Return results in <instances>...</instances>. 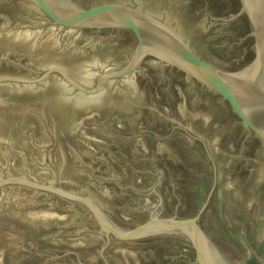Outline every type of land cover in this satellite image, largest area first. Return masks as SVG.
Here are the masks:
<instances>
[{"label":"water","instance_id":"1","mask_svg":"<svg viewBox=\"0 0 264 264\" xmlns=\"http://www.w3.org/2000/svg\"><path fill=\"white\" fill-rule=\"evenodd\" d=\"M261 258L264 0H0V264Z\"/></svg>","mask_w":264,"mask_h":264},{"label":"flooded vegetation","instance_id":"2","mask_svg":"<svg viewBox=\"0 0 264 264\" xmlns=\"http://www.w3.org/2000/svg\"><path fill=\"white\" fill-rule=\"evenodd\" d=\"M212 250H213V248H212ZM214 251H217V250H214ZM262 261H264L263 258H261V259L259 260L260 264H262ZM245 263L248 264L246 261H245Z\"/></svg>","mask_w":264,"mask_h":264},{"label":"trees","instance_id":"3","mask_svg":"<svg viewBox=\"0 0 264 264\" xmlns=\"http://www.w3.org/2000/svg\"><path fill=\"white\" fill-rule=\"evenodd\" d=\"M254 264H259L257 261Z\"/></svg>","mask_w":264,"mask_h":264}]
</instances>
